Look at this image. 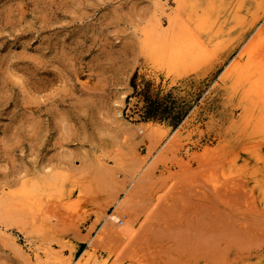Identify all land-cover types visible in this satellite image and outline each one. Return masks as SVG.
Returning a JSON list of instances; mask_svg holds the SVG:
<instances>
[{
    "label": "rangeland",
    "instance_id": "374dc122",
    "mask_svg": "<svg viewBox=\"0 0 264 264\" xmlns=\"http://www.w3.org/2000/svg\"><path fill=\"white\" fill-rule=\"evenodd\" d=\"M166 3L0 0V264H264V108L226 75L264 0ZM170 19L205 45L177 69Z\"/></svg>",
    "mask_w": 264,
    "mask_h": 264
},
{
    "label": "bare ground",
    "instance_id": "6f19581e",
    "mask_svg": "<svg viewBox=\"0 0 264 264\" xmlns=\"http://www.w3.org/2000/svg\"><path fill=\"white\" fill-rule=\"evenodd\" d=\"M156 1L161 9L167 6L166 0ZM169 21V24L172 26V29L169 31V33H158L159 37L156 40L148 39V52L149 55L156 59L159 63L167 66L168 68L177 69L178 67L200 58L201 54L205 53V45L196 35V33L189 28V26L182 25L180 28H178L177 26L175 27L173 25V20L170 19ZM157 24L159 28L157 31H162L160 30L161 24ZM256 33L248 42L244 50L239 53L238 57L229 61L226 66V75L230 76L233 80L232 83L234 89L240 88L242 90L241 93L243 98L249 99L253 103L260 105L261 108H264V35H262L261 31H258L257 34ZM208 54L205 56H208ZM240 60L244 61L240 63ZM151 126H148L147 132L149 133L153 132V130H156L155 128H150ZM189 155L192 156V154L189 152V149H187L186 156L189 157ZM142 160L143 159H138L140 162H138L136 167L135 178L142 175L139 174L142 171H145V166L148 164L147 162L142 164ZM178 161L183 166H187L188 164V161H185L184 156L179 157ZM34 195L35 194L32 190L23 186L10 194L11 198L15 199L17 206H27L29 210L35 215V218L36 216H39L43 221L47 222V220L42 217L41 204L34 203ZM68 197L69 196H67V198ZM55 198L59 203H62L64 200L60 198V195L55 196ZM104 222H108L110 224L108 230L109 228L110 230L112 229L111 233H116V236H124L126 239L131 236V225L127 219L120 218L118 214L113 212L111 214H105ZM4 228L5 227H3V229ZM29 250L33 251L31 246H29ZM34 250V256L37 258L39 254L37 249Z\"/></svg>",
    "mask_w": 264,
    "mask_h": 264
}]
</instances>
